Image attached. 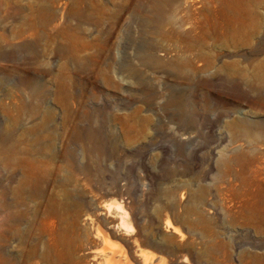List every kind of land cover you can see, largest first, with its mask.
Returning <instances> with one entry per match:
<instances>
[{
  "label": "rangeland",
  "instance_id": "rangeland-1",
  "mask_svg": "<svg viewBox=\"0 0 264 264\" xmlns=\"http://www.w3.org/2000/svg\"><path fill=\"white\" fill-rule=\"evenodd\" d=\"M263 103L264 0H0V264H106L108 223L53 203L104 179L131 264H260ZM85 144L105 149L63 160Z\"/></svg>",
  "mask_w": 264,
  "mask_h": 264
},
{
  "label": "bare ground",
  "instance_id": "bare-ground-1",
  "mask_svg": "<svg viewBox=\"0 0 264 264\" xmlns=\"http://www.w3.org/2000/svg\"><path fill=\"white\" fill-rule=\"evenodd\" d=\"M145 19L147 21H154L157 23V22H159L160 18L150 16V17H146ZM258 93L260 94L261 92H258ZM247 94H248L247 92H242V95H244L245 97L247 96ZM260 97H258V98L260 99ZM253 102H255V101H253ZM172 103H173V101H172ZM241 115H242V113H241ZM238 122L239 123H245V125H247L246 123H248L249 121L243 115V116H240V118L238 119ZM258 123H260L262 125L264 124L263 121H258ZM84 135L88 140H93L96 137V133L93 130H87V132H85ZM55 149L56 148H54V147L52 148V150H55ZM104 149H105L104 147H102L101 145H97V144H94V145L85 144V145H82L81 147L66 146L62 150L63 151L62 152V155H63L62 158L65 161H70V160H73V161L77 160L78 161L82 151L91 155L95 152H99V153L103 152ZM55 159H57L56 156H54L52 158L53 161ZM232 161L237 163V165L239 166L240 174L243 176L245 181H249V178H248L249 173L256 174L260 171L259 163L256 161V159L254 157L248 155L245 151H240V152L235 153V155L232 157ZM79 171L81 173H83L84 175H87L89 172L88 168L84 165L79 166ZM56 176H57V174L54 172L51 175V177L48 178V180L46 181V185L44 187V189L46 191L50 190V186H51V184H53V183H51V181L56 179ZM7 178L9 180L10 175H8ZM110 183L111 182H109L105 179L100 181L97 185V190L99 191V193H94L92 195L91 199H89V200H87L85 198L73 199L71 197V194L66 192L64 195V198L61 201L57 200V201H53V203H54V206L56 207V209H61V207H62L64 210H67V211L74 210L75 215H74L73 222L76 223V221L80 217H82V220L85 221V224L91 230L95 227L96 224L98 225V223L101 221H105L106 223H108L109 228H111V229H106L105 231H103L102 229H100V230L98 229V231H96V236L102 239V241L105 244L104 249L107 251V253H106V251L103 252V254H105L106 259L104 257H102L104 259H102V258L101 259L105 260L106 264H116L117 259L119 260V263L125 259L124 260L125 263H123V264H131L130 262H132V261H129L130 259H128L129 255H126L127 253L123 252V250H121V252H119L120 250H118V248H122V247L117 245L115 242H113V237L117 238L118 235L120 234V232L122 231V229H126L125 228L126 227V221H124L123 219H121V220L119 219L118 223L117 222L113 223V218H116L118 216L111 213V211L108 208V206L106 205V201H105V197L109 196L112 193ZM258 190L259 191H257V193L255 194V198L246 205L247 211H245V212H246V214L249 215V217H252V216L258 217L260 219V222L262 223V226H261V228H262V227H264V186H260ZM7 208H9V207H7ZM5 218L8 221L11 220L10 219L11 214L9 211H7ZM110 218H112V219H110ZM100 225L101 224H99V226ZM167 226L168 227L170 226L169 222L167 223ZM137 242H138L137 236L134 237V239H128L127 244L129 246L130 250H132L134 253H137V248L139 247ZM139 255L142 258V264H156L155 262H158V264H166V262H167V261H165V257L163 258L162 256H154L153 254H149L148 252H142L141 251V253H139ZM95 256H96V254H95ZM257 257L260 259V264H264V253L257 252Z\"/></svg>",
  "mask_w": 264,
  "mask_h": 264
}]
</instances>
